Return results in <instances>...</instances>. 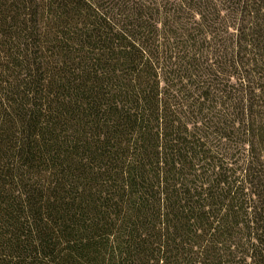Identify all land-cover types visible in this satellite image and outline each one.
Returning a JSON list of instances; mask_svg holds the SVG:
<instances>
[{"label": "trees", "instance_id": "1", "mask_svg": "<svg viewBox=\"0 0 264 264\" xmlns=\"http://www.w3.org/2000/svg\"><path fill=\"white\" fill-rule=\"evenodd\" d=\"M0 264H264V0H0Z\"/></svg>", "mask_w": 264, "mask_h": 264}]
</instances>
